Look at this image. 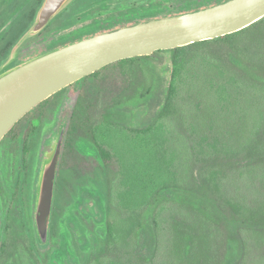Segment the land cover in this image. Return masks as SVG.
I'll use <instances>...</instances> for the list:
<instances>
[{
	"label": "trees",
	"instance_id": "1",
	"mask_svg": "<svg viewBox=\"0 0 264 264\" xmlns=\"http://www.w3.org/2000/svg\"><path fill=\"white\" fill-rule=\"evenodd\" d=\"M39 5L40 0H0V60L31 26ZM262 30L264 18L225 36L156 51L171 53V78L166 87L160 83L162 75L157 64L150 61L151 55L105 66L140 62L149 68L151 77L146 87L136 89L133 100H113L110 112L92 127L90 136L107 163L96 176L107 219L95 248L83 255L76 245L79 264L249 263L251 239L264 235V187L261 195L252 197L247 182L249 174L264 180V127L247 149L253 154L252 163L232 164L231 160L242 153L228 149L218 138L197 139L192 148L201 168L192 171L191 182H181L174 171L166 133L167 119L182 108L180 91L194 61L204 60L207 67L218 69L220 76L222 67H226L231 80L240 71L245 72L244 77L249 75L250 81L264 66V37L250 36L243 40L244 45L237 41L246 39L248 32L257 34ZM214 44L228 46L227 62L207 52V47ZM223 87L217 88L220 100L226 97ZM154 100L158 102L152 120L139 129L130 128L126 119L133 110L145 112ZM37 143H32L36 152ZM132 148L142 152V163L136 156L132 165L127 164L125 152ZM35 159L33 155L29 163L31 179L37 174ZM53 216L55 235L58 209H54ZM47 254L48 263L55 264L53 253L49 250Z\"/></svg>",
	"mask_w": 264,
	"mask_h": 264
},
{
	"label": "rangeland",
	"instance_id": "2",
	"mask_svg": "<svg viewBox=\"0 0 264 264\" xmlns=\"http://www.w3.org/2000/svg\"><path fill=\"white\" fill-rule=\"evenodd\" d=\"M223 0H190L188 4L181 5L185 10H196ZM178 8V7H176ZM148 6L141 0H111L110 18L107 24L101 29H114L133 22H137ZM183 10V9H181ZM53 26L44 32H29L16 46L12 55L4 62L3 66L10 67L21 62L30 60L42 53L44 50L58 45L63 39L70 36V30H58L53 32ZM259 34L264 37V30L253 34L248 32L246 39L239 38L237 44L244 45L243 40L248 37H257ZM212 48L207 47V52L214 58H225L227 62L228 46L214 44ZM211 50V52L209 51ZM204 52V51H203ZM218 60V59H217ZM150 61L157 64V69L162 75L160 80L162 87H166L171 78V53L167 51L155 52L151 55ZM262 61L257 59V62ZM144 62V59H143ZM154 64V65H155ZM149 68L141 65L140 62H130L125 65L113 64L101 70L95 78L89 80L87 85L91 92V100L83 112H77L71 116L73 101L68 102V108L56 115L55 110L46 111L47 104H42L26 116H24L2 141L0 150V172L11 173L22 164L21 154L23 143L27 139L37 140L39 146L38 163L36 172L42 168L46 153L51 152L55 146L61 125H64V138L62 144V167L76 166L80 175H85V181L75 187L73 201L66 204L65 211L59 222L61 230L56 235H52L47 242L45 254L42 251L41 264L48 263V251L53 253L55 264H79V255L76 245L81 247L83 255L87 250L95 248L98 238L105 232V222L107 214L103 206L102 194L97 187L94 172L102 162L99 149L95 146L94 156H86L81 151L75 152V142L87 141L90 137L87 132L88 127L98 123L103 105L109 100L112 102L116 98L133 95L137 88L146 87L150 83ZM260 72L256 77H244L240 71L237 77L231 80L226 74V67H222V76L218 69L207 67L204 60L197 59L187 72L186 79L180 91L181 109L173 112L167 119V149L173 156V168L181 182H191L192 171L200 170L201 163L195 159L193 151L194 143L202 136L220 139V143L225 142L230 150H238L241 156L233 158L232 164L252 163L253 154L247 152L264 127V66L259 67ZM2 70H0L1 72ZM157 71V70H156ZM157 73V72H156ZM224 86L225 98L219 99L217 88ZM81 87V86H79ZM78 88V87H77ZM76 86L70 88L71 94L77 92ZM83 89L85 90L84 86ZM125 89L127 90L125 92ZM83 90V91H84ZM62 94L58 93L51 99L59 102ZM75 98V97H74ZM158 100L150 101L145 112H139L138 121L141 124L148 123L157 111ZM37 116L41 119V127L37 132L32 128L31 119ZM120 143L121 141L114 136ZM81 139V140H80ZM220 144V145H221ZM83 146L86 148L85 144ZM74 147V148H73ZM88 149V148H87ZM127 164L132 165L133 158L138 157L139 163L143 162L142 152L131 149L125 152ZM138 154V155H137ZM33 158V157H32ZM242 158V159H241ZM26 167L22 170H29L30 164L25 161ZM38 179L36 187L38 188ZM249 195H261L264 188L263 177H256L255 174L247 176ZM33 184V186H34ZM263 188V189H262ZM254 190V191H253ZM258 191H261L260 193ZM83 214L84 219L80 222L78 215ZM76 220L79 223L76 224ZM34 235V232L32 233ZM263 236V237H262ZM255 235L251 239L252 252L248 255V264H264V235ZM18 250V251H17ZM13 251V250H12ZM32 253H29L24 245L18 246L14 253L11 251H0V264H40Z\"/></svg>",
	"mask_w": 264,
	"mask_h": 264
},
{
	"label": "water",
	"instance_id": "3",
	"mask_svg": "<svg viewBox=\"0 0 264 264\" xmlns=\"http://www.w3.org/2000/svg\"><path fill=\"white\" fill-rule=\"evenodd\" d=\"M68 0H45L30 32H38ZM264 18V0H226L150 19L54 48L0 74V141L33 107L75 81L119 60L149 56L240 31ZM64 126L38 179L36 231L49 240V216Z\"/></svg>",
	"mask_w": 264,
	"mask_h": 264
},
{
	"label": "flooded vegetation",
	"instance_id": "4",
	"mask_svg": "<svg viewBox=\"0 0 264 264\" xmlns=\"http://www.w3.org/2000/svg\"><path fill=\"white\" fill-rule=\"evenodd\" d=\"M122 1L126 2L127 0H122ZM141 1L145 5H147L149 9L148 11H145L143 14L140 15V16L143 15L144 16L143 18H140L137 22H133L130 24H134V23H138V22L146 21L150 19L170 16V15L190 12V10L186 11L185 7L180 8L181 5L188 4L190 0H141ZM223 1H226V0H223ZM44 2L45 0H40V5L38 9L36 10V13L34 15V20L31 26L21 36L19 41L12 47L11 51L8 53V56L0 60V63H4L12 55V53L14 52V49L19 44V42L30 32V30L32 29V27L37 21L39 12ZM221 2H218V3H221ZM212 5H215V4H212ZM110 11H111V0H68L58 10V12L49 20V22L37 33L44 32L51 26H53L52 28L53 32H56L58 30H70V29H72V32L71 34H69L70 36L63 39L62 42H60L58 45H54L53 47L44 50V53L54 48L62 47L66 44L78 41L80 39L113 30V29H108V30L101 29L109 21ZM130 24H126L123 26H127ZM123 26H118L116 28H120ZM6 66H3L2 68H0V70H2L0 74L16 65H13L10 67H6ZM104 68L105 67L64 87L57 93L53 94L52 96L48 97L44 101L37 104L29 112H27L24 116H26L28 113H30L31 111H33L34 109H36L42 104H47L46 111H50L51 109L55 110L56 108H58L56 111V115H57L60 112L69 109L68 102H72V101H73V108L70 111L71 116L75 115L77 112H83L87 108V104L89 100H91V98L93 97L91 96V92L89 91L90 89L88 90L87 85L85 86L84 84L85 83L89 84V80H91L92 78H95L98 75V73ZM74 86H76V88L78 87L77 92L76 94L75 93L71 94L70 88ZM83 86L85 90L83 89ZM126 91L127 90L125 89V92ZM58 93L62 94L61 98L59 99V102H57L56 100L52 101L51 98ZM135 94L136 92L133 95H129V97H126L127 95L124 94L116 99L133 100L131 98ZM111 103L112 102L107 100V102L103 105L101 112L99 114L101 118H103L106 114L110 112ZM133 111H134L133 114L129 116L128 119H126V121L129 123V125L131 124V126H129L130 128L139 129L143 125L141 124L142 121L140 123V121H138L137 119V118L140 119V117L138 116L141 115L139 114V112L141 111H139V109H134ZM30 122L32 124V128L35 129L36 132L38 128L41 127L42 125L41 124L42 122L39 116H37L34 119H31ZM36 122L38 123L36 124ZM62 126L64 125L62 124L61 127ZM93 126L94 125H92L90 128L88 127L87 132L89 133V135L92 133L91 130ZM8 134L9 132L5 135V137ZM5 137L0 141V146H1L2 141L5 139ZM88 139H90V141L85 140L83 142H80L79 145L77 143L78 140H76L77 142H75L74 144V146L76 147L75 152L79 153L83 151L86 153V156H89V155L94 156L93 155L94 148L95 146L97 147V145L94 142L92 135ZM27 141L29 142L23 143L22 151H21V154L24 155V157H22L23 165L17 168L14 172H11L8 174L2 173V171L0 172V251L2 253L8 252V251H11V253H14L18 246L24 245L26 250L29 253H32L36 259L39 257L38 261L41 264L42 251L44 250L43 254H45V248L47 246V242L41 243L38 238L37 231H36V201H37L38 188L36 187L37 181L35 182V184L33 182L37 180L39 172L36 174L35 177H33V179H31V174L29 170H26V171H24L25 169L22 170L23 167L24 168L26 167V164L23 162L27 161L28 163H30V160L32 159L33 155H35L36 157L35 161L36 163H38L37 155L39 153V149L37 152L34 149H32V143H33L32 138L27 139ZM26 143H28L31 148L28 147L29 149H26L25 148ZM83 144H85L86 148L83 146ZM1 152L2 151L0 150V153ZM62 156H63V153L61 151L60 156H59L58 165L56 168V178H55L53 200H52V211L49 216V223H48L49 224V240L48 241H50L53 235L52 228H53V221H54V216H53L54 209H58V216H59L58 217L59 220L57 224V232L54 233L57 235L58 232L61 230V226L59 222L61 220V217L64 214L66 204L73 201V196L76 193L75 187L82 184V182H84L86 179L84 174L80 175V171L76 166L62 167L61 166ZM100 157H102L101 160L103 163L100 166H98L94 172L95 180H96V176L100 173L102 168L105 165H107V163L104 162V158L101 155V153H100ZM59 194H60V199H59ZM78 218L80 222H82V220L84 219V215L80 214L78 215ZM77 223H79V221L76 220V224ZM33 232H34V235L32 234ZM41 249L43 250L41 251Z\"/></svg>",
	"mask_w": 264,
	"mask_h": 264
}]
</instances>
